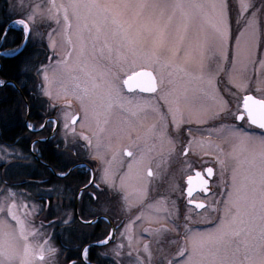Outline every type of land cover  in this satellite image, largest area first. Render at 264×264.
Listing matches in <instances>:
<instances>
[{"label": "snow or ice", "instance_id": "snow-or-ice-1", "mask_svg": "<svg viewBox=\"0 0 264 264\" xmlns=\"http://www.w3.org/2000/svg\"><path fill=\"white\" fill-rule=\"evenodd\" d=\"M26 6L29 7L27 13L24 11ZM70 13L76 17L78 33H88L93 53L98 49L101 56L112 60V66H106L103 70L94 63L83 65L82 70L91 85L90 88L83 89L85 95L99 94V99L106 102L107 108H111L116 102H120L121 106L125 101L129 105L135 104L143 114V119L151 115L156 121L148 125L147 138L166 141L172 149L179 147L184 156L189 154L194 144L202 143L195 138L194 132H199L200 128L193 129L191 125L194 124L207 125L209 130L221 135L224 142L232 146L230 152H225L220 145L215 146V162L220 166L215 184L217 188L225 189L222 195L226 197V221L215 235L196 232L193 225L200 220L193 217L191 209L181 211L173 202L174 211L169 213L171 228L166 230L175 232L177 238L172 240L174 247L169 252H162L161 264H264V100L257 101L252 96L239 97L238 93L244 89V84L234 77L237 65L243 66L244 63L242 39L246 59L251 62L258 43L257 36L264 37V0L259 5L254 0H119L113 3H100L99 0H49L43 11H39L37 5V12L31 10L30 0H16L0 21L3 25L0 27V47H4L9 31L14 26L21 30L22 40L14 50L0 51V57H14L30 44L45 49L43 54L46 61H26L21 72L41 76L43 82L39 91L49 98L51 93L43 85H50L57 72L71 71L73 52H79V61L86 43L83 36L78 35L80 47L77 50L70 35H65L60 28L53 29L64 41L65 47L57 65L50 67L47 60L56 55L57 43L51 33L47 35V42H44V34L36 24L37 14L42 22L55 21L57 25L62 24L64 28L71 29ZM124 16L144 17L147 23L134 28L122 20ZM177 18L179 22L174 23ZM201 18L211 26V46L206 37L201 38L199 29L191 38L188 36L189 28ZM234 26L239 32V38L233 32ZM233 40L235 50L230 53ZM68 46H72L71 50ZM29 84L34 85L35 81L23 76L18 85H7L5 80L0 79V89L10 86L20 94L17 103L18 107L23 108L25 115H30L31 106L24 102V92L35 95L33 88L28 87ZM144 93L151 95L145 97L142 95ZM128 94L133 95L129 97ZM196 97L210 99L211 103H196ZM234 99L238 101L235 110ZM160 100L167 105L166 111L162 110ZM76 119L79 117L64 114L65 151L69 148V133L72 136L71 143H75L77 139H82L88 145L92 143L89 136L76 133L72 127ZM87 119L88 112L85 109V122ZM52 123L50 119L42 120L36 126L28 121L26 127L40 133ZM84 126L85 124L81 125ZM249 126L262 130L259 139L247 131ZM52 133V137L43 138L39 143L54 138V129ZM248 145H253L256 150L249 159L242 162L247 170L241 172L234 168L229 181L225 177V159H238L237 153L245 151ZM15 152L13 149L9 156H13ZM39 154L38 142L33 141L30 155L22 158L36 159ZM126 155L133 157L134 153L129 150ZM14 158L21 157L17 154ZM140 162L145 163L143 156L140 157ZM8 163L9 161H5L6 170L0 172V184L6 185L0 187V264H33L36 256L44 260L45 254L54 256L56 250L50 245L45 246L47 241L40 245L29 242V236H35L39 231L31 225L36 207L32 205V211L28 212V204L18 203V198L23 194L11 191L18 185L9 183ZM51 171L59 177L73 174L70 166ZM206 172L208 176H212L213 168L208 167ZM152 174L151 170L147 171V176L151 177ZM92 175L89 170V180L84 187L88 189L90 200L98 201V207L89 204L83 209L84 215L77 217L82 225L94 224L96 219L90 214L109 211L110 203L121 199L122 193L127 205L124 210H131L133 204L128 200L124 180L117 185L108 169H104L98 183L91 178ZM196 176L200 178V191L208 192V181L202 178L200 172ZM101 184L106 185L111 192L101 188ZM188 185L187 204L190 205L193 203L191 177ZM140 194L146 195L143 191ZM55 195L60 196L61 191L57 189ZM84 195L81 191L80 196ZM209 199L211 203L207 206L208 209L216 211L214 205L219 202L215 195ZM21 206L25 209L24 218L19 213ZM195 208L205 209L206 205L196 203ZM55 211L56 209L50 215ZM66 216L62 224L71 225L76 222L70 212ZM197 216L203 218V213H197ZM144 219L143 213L136 216V220ZM181 235L186 238L183 242L179 239ZM237 237L240 238L239 243L235 239ZM111 239L113 237L109 235L99 243L106 245ZM122 248L123 245H117L112 251L119 256ZM80 251L83 257L81 264H84L88 249ZM143 252L147 260L140 259L138 255L137 264H152L153 253L149 245H144ZM100 255L106 256L107 253ZM48 264L52 262L49 261ZM72 264H75V260Z\"/></svg>", "mask_w": 264, "mask_h": 264}, {"label": "rangeland", "instance_id": "rangeland-1", "mask_svg": "<svg viewBox=\"0 0 264 264\" xmlns=\"http://www.w3.org/2000/svg\"><path fill=\"white\" fill-rule=\"evenodd\" d=\"M99 2L100 3H113V2H119V0H99ZM254 2L257 5H259L261 0H254ZM6 3H7L6 7H8L9 9L11 5L16 3V0H6ZM48 3H49V0H30L31 10L33 12H37V5H38L39 11H43L48 5ZM24 11L25 13H27L29 11V7L26 6ZM70 16H71V13H70ZM122 20L131 24L134 28L137 25H142V24L147 23V20L144 17L133 18L131 16H124L122 17ZM178 22L179 20L177 18V20L174 21V23H178ZM70 23L72 24V27L71 29H67V28H64L62 24L57 25L55 21H43L42 22L37 14L36 24L39 27L40 32L44 34V42L45 43L47 42V35L51 33L57 43L58 51L56 55L47 60V64L50 67L54 68L57 65L58 60L60 59V56L63 55L64 47H65L64 41L56 33L53 32V29L60 28L62 29V31H64L65 35H70L73 41V44L76 46L77 50H79V47H80L79 41H78V35L83 36L84 41L86 43V48H85L83 55H80L79 61L77 60V56L79 55V52L78 51L73 52L72 60L70 62L71 71L57 72L55 78L52 80V83L50 85L47 83L43 85L44 88L51 93L50 98L47 95H43L39 91L40 86L43 82L42 77L35 76L34 73H25V75H27L26 77L28 80L35 81L34 85L29 84V87L33 88V91L35 93V95H32L33 101L35 100L36 102V104L34 105L42 113L47 112V114L56 115L57 117L61 118L63 123H64L65 113H68L69 115L73 117L75 116L79 117L78 121L74 125H72V127L75 128V131L77 134L89 136L92 143L91 145H88L82 139H77L75 143H71L72 136H71V133H69L68 135L69 148L67 151H65L66 153H65L64 160H66L68 164L71 166L73 164L76 167L79 165L81 169L85 168L86 164L92 163V161L100 162L102 173L104 169L109 170L110 167L113 168L115 161L111 162L110 159L114 156V154L116 153L118 149L123 148L125 143H127L128 140L131 139V131L135 130L137 132V134L135 135L136 143L142 144L141 148L144 152H142L141 155L143 157L145 156L144 160L147 163V166L143 167L142 165L140 166L138 163L137 166H139L141 170L135 169L137 166L136 165L134 166V170H137V172L136 173L134 172V175L132 176L131 200L129 202L133 204L134 210H136V208L138 207L141 209V211L143 209L147 211L152 209V211H156L155 214L157 215L153 219L147 220V222L145 223L140 222L135 225L134 220L136 219V216H138L137 214H135L133 216V219H132L133 221L131 224L135 226L136 228L135 230H132V232L146 229L145 227H150V226L161 227V226L167 225L168 221H170L168 219L167 213L171 212V206L166 204V201H167L166 196L170 197L172 196V194L174 195L175 192L181 191V197H182V189H184L185 185H182L180 182H182V180L186 178L192 172V169L196 167V165L199 163L208 164L210 162L211 164H213L212 162H214V160L216 159L215 156L217 155L216 148H215L216 145H220L224 149L225 152L232 151V146L230 144L225 143L221 135L219 136L216 132L211 131L208 128V130L205 133L194 132L195 138L198 141H202V143L199 145L194 144L192 146L189 157H187L186 159H183L180 156L181 155L180 153L176 158V155L174 152H166V150L169 148V144L166 141L161 142L159 140L149 139L147 138V135H146L147 129L140 130L141 122L143 121V120L141 121V119L143 118V114L138 111L135 104L129 105L125 101L123 103V106H121L120 102H116L111 108H107L106 102L99 99V94L85 95L83 89L85 87L90 88L91 85H90V82L87 76L85 75V72L82 70L83 65L94 63L99 67V69L103 70L105 69L106 66L108 67L112 66V60L108 57L101 56L99 54L98 49L95 53H93V50L91 47L92 42L89 39L88 33L86 31H82L78 33L77 20L75 16H71ZM49 24L51 25V27H49ZM14 28L18 29L19 27L14 26ZM197 29L200 30L201 38L203 39L206 37L208 40L209 46H211L212 40H211L210 24L207 21L203 20V18L197 20L196 24L189 28V32H188L189 38H191L194 35ZM233 32L236 34V37L239 38V32L236 30L235 26L233 27ZM257 41L258 43L256 46L255 54L253 55L251 62H248L246 59L244 41L242 39L241 52H242V58L244 60V63H243V66L238 64L237 70L234 73L235 79L237 81L243 82L244 84V89L238 93L239 97H244L252 93L256 95L257 98L259 97L261 99L262 98L264 99V67H262V65H264V37L258 35ZM30 47L35 48L33 51L35 53H33L34 58L32 59V61L34 62L46 61L45 55L41 54V52L44 53L45 49L41 47L32 46L31 44H30ZM71 47L72 46H68L69 50H71ZM38 48L39 50H37ZM234 50H235V41L233 40L232 46L230 48V53L234 52ZM40 55H43L44 58H41ZM233 101L236 104L237 100L234 99ZM153 102H155V100ZM195 102L210 104L211 100L201 99L200 97H196ZM26 103L29 105L30 102L26 100ZM159 103L163 105L162 110L166 111L167 105L164 103V101L160 100ZM85 109H87V112H88V119L86 122L84 120ZM149 117H151V115ZM29 118L30 116L27 115L25 119V124L30 120ZM152 119L155 120L154 118ZM82 124H85V126L81 127ZM258 136H255V137L259 139L260 137ZM64 137H65V133H63V135L61 136L63 140V145H62L63 150H65L64 145L66 143ZM208 137H211V139H208ZM3 146L5 145L0 143V157L3 158V159H0V163L5 164V161H9L8 164L12 163L13 165L18 164V163L22 165L28 163L29 159H24L22 157H28L30 155V152L23 151L17 147L7 146V148H5ZM13 149H15L16 152L13 153V156H9V152H12ZM255 150L256 149L253 145H248L245 151L237 153L238 159L233 160L230 157L225 159V164H226L225 177L228 178L229 181H230L231 173L234 168L239 169L241 172H244L247 170L246 165L242 164V162L245 161L246 159H249L251 156V153H253ZM17 154L21 158H14ZM17 160H19L18 163L15 162ZM227 165H229V167ZM217 166H218V172L216 173V175L218 177L220 174V166L219 164H217ZM149 169H153L152 178L147 176L146 170H149ZM10 172H11V169H10ZM217 177H216V180H217ZM143 180L148 181L151 184L156 183L158 187L160 188L159 189L154 188V190L151 189L150 193H148V191L144 188L143 183L139 184V181L142 182ZM178 183L180 187H177ZM142 187L144 188L143 190H141ZM217 189L218 190L215 191V198H216V194L219 193L223 199L221 208H220L221 214H219L217 219H212L213 211H211L210 209H206L203 212V218L197 215L195 216L193 215L194 218H196L197 220H200L199 223L193 225V228L196 232H199L205 235H215L217 231L221 228L222 224L227 219L225 216L226 197H223L222 195L224 193V191H222L223 188H217ZM160 190L163 193H159ZM141 191L146 193V195L142 196L140 194ZM67 197L68 199L72 197L71 190L67 192ZM151 197H155L156 199L154 202L156 204V206L154 205L155 207L147 203L148 201H150ZM209 201L211 203V200ZM169 202L171 204V197L169 198ZM146 203L148 205H146ZM20 204L21 205L28 204L29 211H31L32 205H35V207L37 206L34 203V200L29 195H26V194L22 195V197L20 198ZM134 206L136 208H134ZM167 206L169 208V211L167 209ZM133 209H131L132 212L134 211ZM22 210L24 211V208L21 206L20 216L21 218H24V214H22L23 212ZM36 210H38L37 207H36ZM58 211L65 212L66 209H62V210L60 209ZM90 215L93 217L95 213H92ZM139 215L141 214L139 213ZM31 225L33 226L32 221H31ZM168 225L169 226L167 229L171 228V225L170 224ZM72 226H69V228ZM33 227L35 229H38L39 231L37 235L29 236L30 238L29 242L37 244V245L44 244L45 241H47V239L45 238L46 233H43L42 231L43 225L40 224L38 221H35ZM173 237L174 239L177 238L175 235V232L173 234ZM54 238L55 237L47 241V244L45 246L50 245L53 249H55L56 250L55 255L48 257V259L44 261L38 260V256H36L35 260L33 261V264H48L49 261H51L52 264H60L59 260H60L61 252H60L59 245H57L58 241H56L55 240L56 238L55 239ZM181 238H182L181 240L182 242L184 239H186L183 235L179 237V239ZM235 239L237 240L238 243L240 242L239 237ZM169 243L172 245L171 246V249H172L174 245L172 244V242H169ZM157 244H159V242H157ZM240 247H241V250L243 251L242 243L240 244ZM189 248H191V242H189ZM134 255L136 258L133 257L132 260L137 259L138 255L136 254Z\"/></svg>", "mask_w": 264, "mask_h": 264}, {"label": "flooded vegetation", "instance_id": "flooded-vegetation-1", "mask_svg": "<svg viewBox=\"0 0 264 264\" xmlns=\"http://www.w3.org/2000/svg\"><path fill=\"white\" fill-rule=\"evenodd\" d=\"M133 94H128L129 97H131ZM143 96H148V93L142 94ZM253 95L257 98L256 95L250 93L247 96ZM260 100H264L263 98H259ZM238 101H236L237 103ZM33 104V115L30 116V122L33 125H36L37 123H41L42 120H48L50 119L53 121V123L49 126V128H45L42 132L37 133L35 131H31L34 134V137L30 141V146L33 141L38 142V147L40 150L39 158L31 159L28 161L27 164H20L18 163L19 160L15 161L18 164H7V169H11V172H9L10 180L9 183L18 185L17 188L12 189V191H16L18 193H23L26 195H29L33 200L34 203L37 205V209L35 215L31 217L32 224L34 226V222L38 221L40 224L43 225L42 231L43 233H46V239L47 241L51 240L53 237L56 241H58L59 248H60V264H72V261L75 260V264H81V261L83 259L81 255V249L87 248V258L84 260V264H137V259L134 254L139 255L140 259L147 260L146 254L143 252L144 245H149L152 253H153V261L152 264H161V260L163 259L162 252L166 253L171 250V244L169 242H172L174 239L172 231H167L168 224L171 225L170 221H168L167 225L161 226V227H145L146 229H142L140 231L132 232V230H135V226H133L132 219L135 214L139 215V213H143V216L145 217L144 220H134L135 225L137 223L147 222V220L153 219L157 214H155L156 211H152L150 209L142 210L138 207L136 210L133 209V206L130 211H125L124 209L127 207L123 200V193L121 194V199L116 200L114 202L110 203V210L107 212L97 211L95 212V215L93 217L96 219V222L92 225H94V228L90 232L91 234V243H84V230L78 226H76L75 223L71 225H64L61 222L67 218L66 213H71L72 218L74 221L78 220V216H82L83 209L86 208L87 205L91 204L93 207H98V201H92L87 195L88 189L84 187L85 183L89 180V170L91 171L92 179L95 182H99V178L103 174L101 171V165L100 162L92 161L90 164H86L85 168L81 169L80 167H76L74 164L71 166L68 164L66 160H64L65 157V150H63V140L61 136L63 133H65L64 123L61 120V118L57 117L56 115L47 114V112L42 113L39 111L34 104H36L35 100L32 101ZM242 107V105H241ZM233 109L235 110V103L233 101ZM154 117H149V119H141V126L140 130L144 129L146 130L148 128V125L155 123L156 121L153 120ZM239 123V122H237ZM130 124V123H129ZM38 126V125H36ZM193 129L200 128L199 132L205 133L208 130L207 125H191ZM52 129L55 130V136L54 138L46 139L44 143H39L43 138L52 137ZM255 126H249L247 128V131L251 133L252 135L261 137L262 130L255 129ZM137 132L135 130L131 131V139L128 140L127 143H125L124 147L121 149H118L114 156L110 159L111 162L115 161L113 168L110 167V173L113 176V179L115 180L116 184L119 185L121 180L125 181L126 189L128 192V200H131V189H132V176L134 175V172L136 173L137 170H141L137 164L146 167L147 163H141L140 157L142 156V144L136 143V137L135 135ZM220 136V135H219ZM59 138V139H58ZM58 139V140H57ZM219 139V138H218ZM135 140V142H134ZM59 145V147H57ZM30 146H29V152H30ZM168 148V147H167ZM131 150L134 153L133 157H129L126 155V152ZM166 152H174L177 156L181 153V157L183 159H186L189 157L190 153L187 156H184L182 152L180 151L179 147L172 149L170 146L166 150ZM145 157V156H144ZM216 157V156H215ZM91 161V160H90ZM210 162L197 164L196 167L192 169V172L180 182L184 186V189H182V197H181V191L175 192V194L171 197V204L169 202V198L167 197L166 204L171 206V212L174 211L172 204L175 202L177 206H179L181 211H187V209L192 210V215H197V213H203L206 209H208V205L210 204V199L215 195V191H217V187L215 184L216 180V173L218 172V166L217 163ZM13 162V163H15ZM137 166L134 170V166ZM72 167L73 174L69 175L68 177H59L53 174L51 171L52 169H61V168H67ZM226 166V164H225ZM229 167V165H227ZM208 167L213 168V175L208 176L206 169ZM5 164L0 163V172L5 171ZM153 173V169H149ZM148 171V170H146ZM226 171V167H225ZM200 172L202 174V178L206 179L208 181L209 191L208 192H201L199 189V182L196 181V186L194 188L193 192V203L187 204V188L188 185V179L189 177L194 178L196 176V173ZM153 176V174H152ZM152 176L150 178H152ZM87 181L85 182V180ZM192 182L195 183L194 180ZM143 183L144 188L150 193L151 189L154 190V188L159 189L158 185L156 183H150L148 181H139V184ZM142 185V186H143ZM6 185L0 184V187H4ZM138 186V185H137ZM157 186V187H156ZM177 187H180L179 183L177 184ZM101 188H104L106 191L111 192L110 189L107 188L106 185L101 184ZM142 187L141 190L144 189ZM223 188L224 187H219ZM59 189L61 191L60 196H56L55 193ZM71 190L72 197L68 199L67 192ZM73 190V192H72ZM152 190V191H153ZM81 191L85 193L83 197L80 196ZM146 191V192H147ZM158 192V190H157ZM170 192V191H169ZM168 192V193H169ZM221 192V191H220ZM154 193V192H153ZM159 193H163L161 190ZM167 193V194H168ZM155 196V195H154ZM22 195L18 198V203L20 204V198ZM158 197V195H157ZM162 197V196H160ZM2 198V197H0ZM219 203L217 205H214V207L217 208L216 211L212 212V219H217L220 212L221 204H222V197L220 194H216L215 198ZM155 197H151L150 201H148V204L155 205ZM146 203V205H148ZM196 203H204L206 205L205 209H197L195 208ZM77 204V205H76ZM165 204V206H166ZM187 205V208L185 207ZM58 206V208H57ZM154 206V207H155ZM56 209L54 214L50 215V213H53V210ZM66 209L65 212H59L58 210ZM71 209V210H70ZM167 209L169 211V208L167 206ZM70 210V211H68ZM23 211V210H22ZM28 212L29 208L27 209ZM68 211V212H67ZM20 213V208H19ZM21 214V213H20ZM25 216V209L22 212ZM168 219H169V213H167ZM36 219V220H35ZM162 219V218H161ZM170 220V219H169ZM79 221V220H78ZM160 221V220H159ZM165 222V221H164ZM14 223V222H13ZM74 225V226H72ZM90 225V224H89ZM69 226H72L69 228ZM129 226V227H127ZM133 226V227H132ZM159 229V231H157ZM127 230V231H126ZM165 231V232H164ZM171 232V233H170ZM112 235L113 239L109 240L106 245L100 244L99 241L106 236ZM171 237V238H170ZM30 239V238H29ZM182 240V238L180 239ZM146 241V242H144ZM134 242V243H132ZM159 242V244H157ZM89 245H92L94 247H89ZM117 245H123V248L120 250L121 254L119 256L115 255L112 249L116 248ZM174 247V246H173ZM172 247V248H173ZM107 253L106 256L100 255V253ZM128 253H131L129 255ZM48 255H45L44 260L48 259ZM38 260L39 256H38ZM40 260V261H44ZM134 262V263H133Z\"/></svg>", "mask_w": 264, "mask_h": 264}, {"label": "trees", "instance_id": "trees-1", "mask_svg": "<svg viewBox=\"0 0 264 264\" xmlns=\"http://www.w3.org/2000/svg\"><path fill=\"white\" fill-rule=\"evenodd\" d=\"M6 0H0V21L4 19V13L8 10ZM3 25L0 24V27ZM22 40V32L18 28H12L9 31L8 40L5 42L4 47H0V51H12L17 48ZM33 48V49H32ZM34 47L24 48V50L14 57H0L1 69L0 79L5 80L7 85L19 84L21 77L27 79V75L21 72L26 61L32 60ZM39 50V48L37 49ZM35 50V51H37ZM43 54V52H41ZM44 58L43 55H40ZM29 87V85H28ZM20 94L13 87H6L0 89V143L9 146L17 147L23 151L29 152L30 141L34 137V134L27 129L25 124L26 116L23 108L18 107V100ZM26 100L31 106V112L29 116L33 115V97L29 95L27 91L24 92V102ZM30 119V118H29ZM36 125H40L37 123ZM87 179L85 180V182ZM84 213H82V216ZM76 226L82 228L84 232V243H91V231L94 225L85 224L82 225L78 220L75 222Z\"/></svg>", "mask_w": 264, "mask_h": 264}, {"label": "water", "instance_id": "water-1", "mask_svg": "<svg viewBox=\"0 0 264 264\" xmlns=\"http://www.w3.org/2000/svg\"><path fill=\"white\" fill-rule=\"evenodd\" d=\"M24 49H22V51H23ZM21 51V52H22ZM20 52V53H21ZM0 68H1V64H0ZM250 96H252L255 100H257V101H259L260 99H258V98H256L255 96H253V95H250ZM75 117H78V116H75ZM74 117V118H75ZM78 121V119H76V122ZM198 179H200L199 177H197V176H195L194 178H192V180H194L195 181V183L194 182H192V185H191V187L193 188V190H194V188H195V186H196V181H198ZM194 192V191H193ZM77 205V204H76Z\"/></svg>", "mask_w": 264, "mask_h": 264}]
</instances>
